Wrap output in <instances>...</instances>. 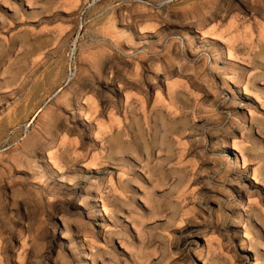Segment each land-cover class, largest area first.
I'll return each mask as SVG.
<instances>
[{
	"label": "rangeland",
	"instance_id": "obj_1",
	"mask_svg": "<svg viewBox=\"0 0 264 264\" xmlns=\"http://www.w3.org/2000/svg\"><path fill=\"white\" fill-rule=\"evenodd\" d=\"M263 104L264 0H0V264H264Z\"/></svg>",
	"mask_w": 264,
	"mask_h": 264
},
{
	"label": "bare ground",
	"instance_id": "obj_2",
	"mask_svg": "<svg viewBox=\"0 0 264 264\" xmlns=\"http://www.w3.org/2000/svg\"><path fill=\"white\" fill-rule=\"evenodd\" d=\"M229 58H232L230 53H229ZM215 68L217 69V64H215ZM245 92H247L246 89H245ZM245 95H246V93H245ZM263 106H264V104H263ZM258 119H260V118H258ZM258 119L251 117V124H253V126H255L256 131L254 132L253 128L251 126V128L248 130V132H249V139L252 138L253 139L252 141H254L255 144L261 146V150H262V142L263 141H261V139H262L261 134L264 132V117H262L260 120H258ZM233 146L235 147V145H233ZM242 159H243V163L245 164L246 161H245L244 157H242ZM230 164H232V163H230ZM233 165L234 166L238 165V157L237 156H235V162H233ZM254 223H255V221H254ZM262 227H264V226H262ZM262 227H261V229L264 230V228H262Z\"/></svg>",
	"mask_w": 264,
	"mask_h": 264
},
{
	"label": "crops",
	"instance_id": "obj_3",
	"mask_svg": "<svg viewBox=\"0 0 264 264\" xmlns=\"http://www.w3.org/2000/svg\"><path fill=\"white\" fill-rule=\"evenodd\" d=\"M123 95H125V93H123Z\"/></svg>",
	"mask_w": 264,
	"mask_h": 264
}]
</instances>
